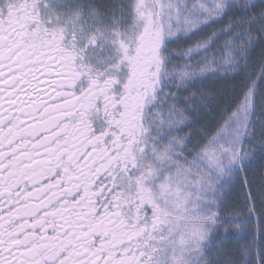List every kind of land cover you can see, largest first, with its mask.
I'll list each match as a JSON object with an SVG mask.
<instances>
[{
    "label": "snow or ice",
    "instance_id": "1",
    "mask_svg": "<svg viewBox=\"0 0 264 264\" xmlns=\"http://www.w3.org/2000/svg\"><path fill=\"white\" fill-rule=\"evenodd\" d=\"M0 264H264V0H0Z\"/></svg>",
    "mask_w": 264,
    "mask_h": 264
},
{
    "label": "trees",
    "instance_id": "2",
    "mask_svg": "<svg viewBox=\"0 0 264 264\" xmlns=\"http://www.w3.org/2000/svg\"><path fill=\"white\" fill-rule=\"evenodd\" d=\"M237 83H238V81L224 80V81H218V82H215V83L208 82L207 85H208V88H211V89H222V88H229L230 89L234 84H237ZM200 124L202 126H205V127L209 126V125L206 124V122L204 120H201ZM194 131H196V130L194 129ZM201 138H202V136H201L200 132L196 131V135H195V137L193 139V142L195 143L196 140L201 139Z\"/></svg>",
    "mask_w": 264,
    "mask_h": 264
},
{
    "label": "rangeland",
    "instance_id": "3",
    "mask_svg": "<svg viewBox=\"0 0 264 264\" xmlns=\"http://www.w3.org/2000/svg\"><path fill=\"white\" fill-rule=\"evenodd\" d=\"M208 82H212V80H211V79H209V80L207 81V84H208ZM207 87H208V85H207Z\"/></svg>",
    "mask_w": 264,
    "mask_h": 264
}]
</instances>
